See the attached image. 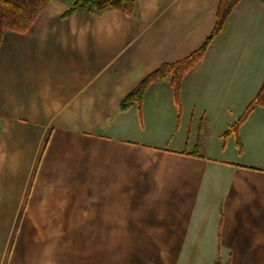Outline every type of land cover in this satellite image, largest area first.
Segmentation results:
<instances>
[{
    "label": "crops",
    "instance_id": "crops-1",
    "mask_svg": "<svg viewBox=\"0 0 264 264\" xmlns=\"http://www.w3.org/2000/svg\"><path fill=\"white\" fill-rule=\"evenodd\" d=\"M74 1L0 44V264H264V109L226 134L264 81V0L240 1L177 100L166 77L126 110L219 0L64 17Z\"/></svg>",
    "mask_w": 264,
    "mask_h": 264
},
{
    "label": "trees",
    "instance_id": "trees-1",
    "mask_svg": "<svg viewBox=\"0 0 264 264\" xmlns=\"http://www.w3.org/2000/svg\"><path fill=\"white\" fill-rule=\"evenodd\" d=\"M51 1L0 0V44L4 34L7 32L26 33ZM240 1L219 0L214 28L204 44L185 59L172 64L162 65L144 78L136 89L121 102L120 109L126 110L134 105L140 106L147 88L154 83L163 81L166 77L170 78V86L177 100L183 78L204 58L214 39L226 29L231 14ZM106 10H117L127 16H133L136 10V0H75L69 11L64 14V17H68L72 12L78 11L91 18H99ZM255 107L264 109V81L254 100L248 104L237 123L226 134L237 132L238 127L247 119ZM236 145L239 148V141L236 142ZM215 264H221L219 252Z\"/></svg>",
    "mask_w": 264,
    "mask_h": 264
},
{
    "label": "rangeland",
    "instance_id": "rangeland-1",
    "mask_svg": "<svg viewBox=\"0 0 264 264\" xmlns=\"http://www.w3.org/2000/svg\"><path fill=\"white\" fill-rule=\"evenodd\" d=\"M190 71H191V70H190ZM190 71H189V72H190ZM189 72H188V73H189ZM188 73H187V74H188ZM187 74H186V75H187ZM182 82H183V80H182ZM181 86H182V84H181ZM180 89H181V88H180ZM260 108H261V107H260ZM253 111H254V110H253ZM253 111H252V112H253ZM252 112H251L250 114H252ZM250 114H249V116H250ZM263 114H264V113H262V111H258V113H255V114L253 115L252 118H253L254 120H261V119L263 118ZM249 116H248V117H249ZM248 117H247V119H248ZM232 138H233V137H232ZM217 143H218V142L216 141V144H217ZM230 144H231V146H234V145H235V141H234V139H231V143H230ZM260 156H261V157H259L257 160H254V161H258L259 164H261L262 167L264 168V152H263Z\"/></svg>",
    "mask_w": 264,
    "mask_h": 264
}]
</instances>
